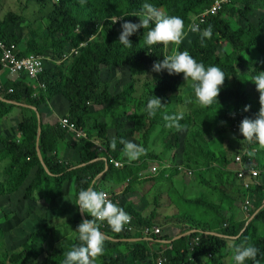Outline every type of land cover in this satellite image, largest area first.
Masks as SVG:
<instances>
[{
  "label": "trees",
  "instance_id": "obj_1",
  "mask_svg": "<svg viewBox=\"0 0 264 264\" xmlns=\"http://www.w3.org/2000/svg\"><path fill=\"white\" fill-rule=\"evenodd\" d=\"M28 1L41 3L42 6L50 3L52 8L43 19H37L32 23L30 37L24 41V48L20 50L19 55L35 54L46 58V54H49L51 59L58 62L65 55L66 57L72 56L73 64L68 71L62 69L63 64L44 68L38 79L45 86L41 88L38 95L32 94V87L25 81L7 82L6 91L8 92L5 91V97L9 100L25 102L29 100L32 105L38 106L47 96L61 94L69 102L68 117L79 128H83L87 125L86 119L96 113L93 110L95 107L98 109L103 104L110 106L111 102L121 97H127L128 101L133 98L132 83L117 93L111 92L106 87L102 78L104 66L130 67L143 71L150 74L154 88L160 93L163 95L165 93L175 94L185 84L182 74L169 75L163 71L156 73L151 71V65L166 55L186 50L190 56L205 66L216 65L227 74L217 100L219 102L225 98H231L235 99L234 104L221 113L211 115V119L222 120L225 128H227L231 123L234 124V121L238 120L240 114L244 112L243 106L247 105L250 110L257 106V99L245 90V85L251 75L258 71H264V0H227L218 12L208 15L202 22L197 16L207 7H211L216 0ZM145 2L152 4L168 15L180 17L184 22V35L181 43L177 46L175 43L169 42L170 53H167L166 50L169 45L156 44L151 48L145 47L143 35L147 29L143 28L138 29L129 37L132 42L131 47L124 48L117 41L118 33L121 30V19L132 22L139 20L137 16H121V14L138 13ZM21 17L14 12H7L3 20L0 21V38L8 44L20 42L19 37L12 30V25L17 24L22 19ZM115 17L118 19L112 23ZM195 25L197 26L194 32L191 29ZM209 25L211 26L210 36L202 38L201 34ZM188 31L193 32V34L191 32L188 34ZM83 43L85 45H82ZM7 87L11 91L7 90ZM5 106L4 101L0 102V118L5 113ZM102 108L104 107L100 109ZM156 116L161 122L164 120V116H161L160 113H157ZM142 121L140 118L135 120L139 127H144ZM155 123H159L156 117L149 125L150 128L146 127L145 131H141L144 133L143 136H146L153 129L152 125ZM123 125V122L115 123L112 126L113 129L97 122L91 129H87L85 139H75L74 146L81 148V160L64 164L54 151L57 149L59 141L67 138L70 132L60 123L46 126L42 124L38 139V119L33 110L31 116L23 117L20 121L19 138L9 136L1 138L0 161L4 159L8 163L4 167V181H0V196L15 195L24 190L23 198L25 200L35 198L37 193L43 198H49V201H56L58 197L63 195L65 182L73 181L76 197V193L80 189L89 187L98 175H102L108 161V172L114 168L115 165L111 159H116L122 145L116 140L115 149L110 146L111 141L116 139L112 132L115 131V128L117 130L123 129ZM176 136L177 132H172L167 139H170L171 142ZM117 137L118 139L123 138L122 133L117 132ZM193 137L196 138V135ZM97 138H100L101 148H95L96 142L94 140ZM167 142L169 143V140ZM172 145H176V143ZM39 149L43 155L42 159L38 154ZM238 153H233L231 157L223 152L218 153L216 157L206 155L208 163L216 162L220 165L215 171L224 184L230 183L234 177L237 178L236 172L226 170L224 167L228 166L231 159L234 160ZM157 156L153 155L152 158ZM186 156H189V153H186ZM248 157L249 155H244V160L246 161ZM157 158L159 159V157ZM261 166H263V162ZM128 168L130 166L125 164L124 168L117 169L123 174L125 173L123 171ZM137 181L138 179H132L128 184L129 187ZM92 187L97 189L95 184ZM256 188L255 191H259L262 186ZM240 191L241 197L239 195V199L247 194V189ZM189 201L202 204L201 200L192 199ZM77 210L79 211L78 207ZM123 210L133 216L132 225L142 227L145 224L147 228H151L150 221L140 219V215L134 210L132 204ZM212 214L214 215V213ZM211 218L216 220L217 214ZM254 219H264V208L256 213ZM82 220L83 217L79 211L77 217L73 219L76 227ZM218 224L220 231L217 234L210 233L211 231L207 228L196 229L195 227L198 226L194 225L188 227L189 229L184 230L183 233L194 231V228L197 231L170 244L160 243L161 247L165 249L163 253L167 259L166 264H203L205 263L204 259H209L210 264H215L218 258L232 255L229 244L254 245L258 249L255 258L256 264H264V238L256 233L254 222L251 221L246 228L243 226L241 229L235 224L223 226V222L218 223L217 221L211 223V226ZM99 229L104 233L101 227ZM50 232L51 229L43 227L40 231L32 233L30 236L31 243L46 238ZM121 235H124V238H131L129 232ZM198 237L199 245L192 249L191 242ZM160 238L158 235H152L150 237L152 242L133 243L125 254L119 253L117 255L112 253V249L117 248L119 243L105 239V254L103 252L104 255L98 256V264H138L137 262L146 258L149 259V262L144 264H154L161 251L150 253L148 245L155 243L157 239L164 240ZM74 243H79V241L74 238L63 239L58 249L48 254L41 264H61L64 253L70 250ZM27 248L32 249L31 247ZM20 259V254L11 257L14 263L19 262ZM28 259L29 253L26 252L20 264L26 263ZM231 264H234L233 260H231ZM246 264H251V262H246Z\"/></svg>",
  "mask_w": 264,
  "mask_h": 264
},
{
  "label": "rangeland",
  "instance_id": "obj_2",
  "mask_svg": "<svg viewBox=\"0 0 264 264\" xmlns=\"http://www.w3.org/2000/svg\"><path fill=\"white\" fill-rule=\"evenodd\" d=\"M28 4H30L28 0H14L13 6H11L15 10L14 12L22 16L17 24L12 25V30L20 36H25L28 33L30 35L32 23L37 19H43L45 14L52 8L50 3L42 6L41 3L34 2L35 15H33V11L29 12ZM4 16V13L0 14L1 19ZM34 16L37 19H34ZM191 33L193 34V32ZM168 45L169 47L166 50L167 53H170V43ZM55 64H63L62 69L68 71L73 64V58L69 56L58 62L51 59L49 54H46L45 68ZM102 78L106 87L111 92L116 93L123 91L129 83L133 84V98L130 101L127 100V97H121L111 102L110 106L103 104L101 107L104 108L100 109L101 107H99L100 110L95 107L93 110L96 113L88 117L87 125L90 126L88 128H91L97 122H100L111 128L115 123L123 122V129L117 130L115 128V131L112 132L114 133L112 135H115L114 138L116 137L119 143L120 139L117 137V132L122 133L125 141L130 140L143 149V154L131 162L123 155L122 149L116 157V161L124 163V166L125 164L130 165V168L136 167L139 173L138 178L129 177V179H126V186L132 179L143 180L131 186L132 192L129 199L130 202L134 203V210L139 215L142 214L148 217L144 218L141 215L139 218L149 220L152 225L151 230L159 229L160 234H158V237L161 238H164L166 234L187 235L190 231H185V233L183 231L194 225L198 226L195 227L196 229H209V224L216 222L211 217L219 214L221 203L226 201L229 204L230 201L227 192L225 193L226 196L223 194L225 189L222 179L215 171L219 164L216 162L208 163L206 155L216 157L218 153L223 152L231 157L233 153H242L245 149L255 153L259 148L258 145L250 146L246 143L237 145L238 142L240 143L242 136L238 132L236 123H231L229 127L225 128L222 120L210 118L211 115L221 113L232 107L235 99L225 98L219 101L218 104L214 102L207 109H199L191 104L184 103L185 96L189 95L191 91L187 82L175 94L165 93L163 95L154 88L150 74L134 68L104 66L102 68ZM245 90L257 99V106L255 109L250 110L248 108L247 111H244L241 114V120L254 118L259 108V92L256 90L254 82L248 79ZM151 95L159 97L161 102L164 103L162 111L157 112L161 116L173 115L178 112L184 113L183 119L179 121L180 130L168 126L170 122L165 119L161 122L156 116L157 114L152 117L147 115L144 111V105L146 99ZM42 101H45V98ZM45 102L44 106H47L48 102ZM35 107L38 108V106ZM242 108L244 109V106ZM44 111L47 113V108ZM25 112L28 111L20 109L16 110L15 113L21 115ZM155 117L159 123L152 125L153 129L146 136H143L144 133L141 131H145ZM137 118L143 120L144 127H139L136 124L135 120ZM48 120L50 121L49 118ZM172 132H177V136L171 143L170 139L167 138ZM69 135L72 137L71 139L75 140V137L71 134H68L67 137H70ZM193 135H196V138ZM82 138L85 139L86 136ZM173 143H176V145H172ZM186 153H189V156H186ZM153 155H158L159 159L157 157L152 158ZM2 162H5L4 159L0 161V169H3ZM162 164H168L170 168L160 173L152 170L154 166ZM127 170H129L127 175L136 172V169ZM3 172L0 170V180L4 177ZM148 177H156V180L148 179ZM71 185L72 183L68 182V190ZM107 193L114 196L109 191ZM23 195L24 190L15 195L0 196V264H20L26 252L29 253V259L24 264H41L48 254L58 249L63 239L73 238L76 235L75 223L73 217H71L72 214L77 215L73 199L70 203L67 197L56 201H49V199H45V201L38 196L31 200H25ZM239 197H241V194ZM192 199L201 200L202 204L191 203L189 200ZM244 201L245 197H242L235 201V205H242L243 209ZM128 215L133 218L132 215ZM219 217L222 220L223 216L218 215L217 218L219 219ZM194 222L195 224H193ZM262 223L255 224L258 235L261 230L257 229V224ZM43 227L51 229V232L46 238L31 243V234L40 231ZM142 227L147 228L145 224ZM195 228L194 231H197ZM217 228L220 229L219 224L216 225L215 230L220 231ZM127 247H120V249L126 251ZM15 254L21 255L20 261L16 263L11 260V257ZM231 260L232 255L218 258L215 264H231ZM204 262L203 264H210L209 259H204ZM98 263V256L92 259V264Z\"/></svg>",
  "mask_w": 264,
  "mask_h": 264
},
{
  "label": "clouds",
  "instance_id": "obj_3",
  "mask_svg": "<svg viewBox=\"0 0 264 264\" xmlns=\"http://www.w3.org/2000/svg\"><path fill=\"white\" fill-rule=\"evenodd\" d=\"M133 15L139 17L138 22L121 19L118 42L124 48H129L132 42L129 37L136 33L138 29H147L143 35V45L151 48L153 45L161 44L167 46L169 42L177 46L181 43L184 35V22L180 17L168 15L162 10H158L150 3H143L138 13H125L121 16ZM118 18L115 17L112 23ZM211 26L209 25L201 34L202 38L209 37ZM151 71L160 73L161 71L171 74H182V79L190 85V94L185 96L184 103L191 104L199 109H207L214 102L218 104L217 96L223 87L225 71L216 65L205 66L197 61L185 51H177L171 55L154 61ZM256 90L259 92V108L254 118H244L238 125V132L242 139L240 143L255 144L260 149H264V71H258L250 76ZM164 103L157 96L151 95L146 99L144 111L149 117L162 111ZM248 106H244L247 111ZM184 117L183 112L173 115H164V119L169 121L170 127L181 129L179 123ZM116 139H113L110 146L115 149ZM123 146V155L129 162L134 161L143 154V149L136 143L123 138L119 140ZM252 155V153H249ZM81 213H86L88 218L83 219L76 227L74 239L79 243H74L70 250L63 255L61 264H92V259L102 255L104 252L105 236L99 229L98 222H105L112 232L118 233L129 221L128 214L107 198L104 190H97L92 186L82 188L76 193L75 202ZM91 217V218H89ZM232 249V260L234 264H256L255 258L258 249L252 245L229 244Z\"/></svg>",
  "mask_w": 264,
  "mask_h": 264
},
{
  "label": "crops",
  "instance_id": "obj_4",
  "mask_svg": "<svg viewBox=\"0 0 264 264\" xmlns=\"http://www.w3.org/2000/svg\"><path fill=\"white\" fill-rule=\"evenodd\" d=\"M28 2H30V4H28V6H29L28 8H30L29 12L31 13V11H33V15H35L34 14L35 10H34V5H33L34 1H28ZM0 3H1L0 14L4 13V15H6L7 12H14L15 11L11 8V6H13L14 0H0ZM14 13L17 14L16 12H14ZM26 16L28 17V15H26ZM34 19H37V18L34 16ZM34 19H32V20H34ZM2 20H3V18L2 19L0 18V21H2ZM16 35L19 37L20 42L18 44H13V45H15V47L17 49V53L19 55L20 50H23V48H24V45H23L24 41L27 40L30 37V35H29V33L25 36H20L17 33H16ZM25 56H27V55H25ZM20 57H22V56H20ZM18 81H25L26 84L31 86L33 89V93H32L33 95H37L41 91L40 86H38V83L35 80H31L29 78H17V77L11 76L10 74H8V72H6L4 69H2L0 67V102L4 101L6 103L5 111H4L5 113H4L3 117L0 118V149L2 148L1 138L5 137V136L16 137V138L20 137L19 123L23 117L31 116L33 110L36 112L37 119H38V136H37L38 139L40 137V133L42 130V124L44 126L51 125V124L55 125V124L59 123V120L62 117L68 116L69 102L61 94H53L50 97L47 96L45 98V101L48 102V105L44 106V104L46 102L42 101L38 105V108L35 107L34 105H32L29 100L25 102V101H16V100L12 101V100L7 99L5 97L6 83L7 82H12V83L17 82L18 83ZM7 90L10 91L11 89L8 88ZM6 92H8V91H6ZM45 108H47V113L44 111ZM20 109H22L23 111L26 110L28 112H25V114H21V115H18L17 113H15L16 110H20ZM48 118L50 119V121L48 120ZM88 127H90V126L86 125L82 129L84 131H86L88 129ZM93 131L95 132V129ZM69 134H71L73 137H75L72 132H70ZM85 134H86V132H85ZM71 138L72 137L70 136V137H67L65 139H61L59 141V143L57 144V149L54 151L59 156L60 161H62L64 164H70L72 162H76V161L81 160V155H80V149L81 148H80V146H74V142L76 140H73ZM94 138H96V137H94ZM75 139H78V138L75 137ZM94 141L96 142V145L94 144L95 148L96 147L101 148L100 139L97 138ZM238 144L241 145L242 143L238 142L237 145ZM257 151L255 153H252V155H249V153H251V152H249L247 149L244 150L245 155H249V157L252 159L250 166H252L255 169H259V171H260V175L255 180L253 178H250V180L253 181L254 184H252L251 187L247 190V194L245 196V199L247 197H249L251 200L250 212L247 214L242 209V205L241 206L239 204L235 205V201L239 200L238 196L241 194L240 190H242L244 188L241 185V181L238 178L234 177L233 180H230V183L224 184V182L222 181L224 189H225V192L223 194L225 196H226V194H228V200L230 201V203L228 204L226 201L225 202L223 201V203H221V206H220L221 209L219 210L218 215L223 216V217H222V220H220V217H219V219L217 218L216 221L218 223L223 221L224 222L223 226H228L229 224H235L236 227H239L240 229L243 226H244L243 228H246L248 226V223H250L251 221L254 222L255 224L263 222L262 224H257L258 225L257 229L261 230V232H259V235L264 238V219H254V216L256 215V213L258 211H260L262 209V207L264 208V169H263V167H264V149L258 148ZM39 152L41 153L40 157L42 159L43 155H42V152L40 149L38 150V154H39ZM112 159L116 160L117 158L116 159L112 158ZM233 161L234 160L231 159V162H229L230 164L228 166H225L224 168L226 170H232L235 173V169L238 166ZM6 162L7 161L1 163L3 165L2 166L3 169H0V170H2V172L4 171V167L6 166ZM262 162H263V166H261ZM108 165H109V161L105 167V170L102 172V175L101 174L98 175L93 180V182H91L90 186L95 184L98 190L102 189L104 191L111 192V194L114 195L113 198L115 200V203L120 208L125 209L130 204H132V206L134 208V203L129 201L130 193L132 192L131 186L130 187H129V185L126 186L125 181H126V179H129V177L138 178L139 173L137 172V168L136 167L135 168L134 167L128 168L130 170L136 169V172H134L130 175H127L129 173V170L126 169L125 171H123L125 173L122 174V173H120L121 171H118V169H117L120 167H117V166L116 167L114 166L112 171L108 172V168H109ZM119 170H123V169H119ZM164 171L165 170H162L161 172H164ZM4 178L5 177H2L0 181H4ZM148 179L156 180V177H154V178L148 177ZM130 181H129V183H130ZM141 181H143V180L138 179L137 182L140 183ZM68 182L72 183V185L69 187V190H68V186H67ZM66 186H67V189H66ZM257 186H262V188L259 189V191H255L257 189L256 188ZM109 188H110V190H108ZM122 193H124V194L121 196ZM37 196L39 198L44 199V200L49 199V198H43L36 193L34 197H37ZM63 197H67L69 199V203L72 199L75 202V189L73 186V181H66L65 182L64 188H63V195L60 196V198L58 197L57 199L60 200ZM57 203H59V202H57ZM75 209L77 210L76 205H75ZM78 213H79V211L77 210V215H78ZM77 215L72 214L71 217H73V219H74L77 217ZM81 215H82L83 219H85V217L87 216L86 213H81ZM142 216L144 218H148L145 215H142ZM151 216H153V215H151ZM98 224H99V227H101L102 231L104 232L103 234L105 236V239L112 240V241H114V243H119L117 248L112 249V253L115 255L119 254V252L122 254H125L128 251L129 247L132 246L133 243L135 244V243H139L142 241H145L147 243L152 242V239H150V237H152V235H145V232H144L145 228L144 227H137V226L133 225L134 229H133V232L131 234L132 235L131 238H124L125 236L121 235V234H124L122 229L120 232L115 233V232L111 231L110 227L105 222H98ZM75 227H76V224H75ZM215 227H216V225L211 226V224H209V229L211 230L210 233H215V234L218 233V231L215 230ZM218 230H220V229H218ZM243 231L241 232V234L243 233ZM192 232H195V231H191L190 233H192ZM190 233H188V234H190ZM184 236H186V235H182V234H179V235H177V234L170 235L169 234V235H167L166 234V237L160 238V239H164V240L157 239V241L155 243H150L148 246L151 249L148 246L147 247H148L150 253L151 252H158L159 250L161 251L159 253L158 259L156 260V261H158L161 258H165V254L163 253V251H165V249L161 247L162 245H160V243L161 244H170L176 240H179L180 238H182ZM104 246H105V244H104ZM126 246H128L126 251H123L120 249V247L125 248ZM156 261L154 262V264L157 263ZM148 262H149V259L146 258V259L140 260L137 263L138 264H144V263H148Z\"/></svg>",
  "mask_w": 264,
  "mask_h": 264
},
{
  "label": "built area",
  "instance_id": "obj_5",
  "mask_svg": "<svg viewBox=\"0 0 264 264\" xmlns=\"http://www.w3.org/2000/svg\"><path fill=\"white\" fill-rule=\"evenodd\" d=\"M227 2V0H216L211 7H207L203 10L197 18L200 21H205L206 17L210 14H214L218 12V10L223 6V4ZM197 25L191 29L194 31ZM82 45H85L83 43ZM77 53V51H75ZM66 58V55L64 56ZM45 56L29 54L27 56L20 57L17 53V49L15 45L8 44L4 39L0 38V67L4 69L8 74L17 78H29L31 80H35L38 83L40 88H44V84L39 82V75L44 71L45 68ZM11 91V90H10ZM241 111V110H240ZM242 112V111H241ZM243 113V112H242ZM241 117V114H240ZM240 117L238 120L234 121V124L238 126L240 123ZM59 123L62 127L67 128L70 132L74 134V136L78 139L85 137V131L82 128H79L75 122L71 121L68 116H64L59 120ZM247 153V152H246ZM245 152L239 153L235 156L234 162L238 165L235 169L237 174V178L241 181V185L244 189H249L253 183L250 178L254 180L260 175V171L250 166L252 159L248 157V159L244 160ZM115 166L123 167L124 163H120L116 160H111ZM170 168L168 164L156 165L152 168L156 173H160L162 170L167 171ZM106 192L107 198L115 203V200L112 195ZM116 204V203H115ZM251 208V200L247 197L243 203V210L248 214ZM129 216V215H128ZM132 217L129 216V221L122 227V231L124 233H132L133 225H132ZM145 235H158L160 234L159 229L151 230L150 228L144 229ZM192 249L196 248L199 245V237L193 239ZM167 259L161 258L157 261L156 264H166Z\"/></svg>",
  "mask_w": 264,
  "mask_h": 264
},
{
  "label": "water",
  "instance_id": "obj_6",
  "mask_svg": "<svg viewBox=\"0 0 264 264\" xmlns=\"http://www.w3.org/2000/svg\"><path fill=\"white\" fill-rule=\"evenodd\" d=\"M39 156H41V153L39 152Z\"/></svg>",
  "mask_w": 264,
  "mask_h": 264
}]
</instances>
